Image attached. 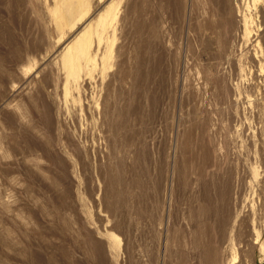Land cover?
Instances as JSON below:
<instances>
[{
	"label": "rangeland",
	"instance_id": "374dc122",
	"mask_svg": "<svg viewBox=\"0 0 264 264\" xmlns=\"http://www.w3.org/2000/svg\"><path fill=\"white\" fill-rule=\"evenodd\" d=\"M86 1L89 15L60 40L58 0H0V105H11L0 112V193L16 201L11 212L0 208V264H98L96 235L108 264H259L264 41L250 53L253 32L217 40L204 0H117L112 27L93 39L94 63L66 100L61 48L113 0ZM252 7L243 11L254 17ZM38 142L55 149L53 159ZM24 158L44 169L38 178ZM240 173L242 210L222 238L206 188L214 179L234 185ZM203 220L210 230L198 238ZM248 225L263 237L246 242Z\"/></svg>",
	"mask_w": 264,
	"mask_h": 264
},
{
	"label": "bare ground",
	"instance_id": "6f19581e",
	"mask_svg": "<svg viewBox=\"0 0 264 264\" xmlns=\"http://www.w3.org/2000/svg\"><path fill=\"white\" fill-rule=\"evenodd\" d=\"M116 1L117 0L110 1V3L106 6H104V8L102 10H100L97 14L92 16L88 20V22H85L84 24H82L83 26L82 27L80 26L76 30V32L74 34H72V36H70L67 39V41L65 40L66 41L65 45L63 46V48H61L62 50L60 52V55H61L60 58H62L61 63H63V68L65 69V72H66V83H65V88H64L66 100L69 99V96L72 95L75 88H77L78 74L81 70H83L84 64L90 65V64L94 63L100 47L97 50H95V52L92 51L93 39L95 38V35L98 36L100 33L105 32V30H108L109 27H112V24H110V21H111L110 18L114 19L117 16V12H116L117 6L116 5L118 2H116ZM243 1H245V0H204V6L202 9H203V13L206 16V18L208 20H210L209 29H211V30L214 29V31L219 32L217 40L218 39H221V40L229 39V40H233L234 43H237L238 42L237 40L239 38L242 37V39L244 40V38L247 36V34L250 35L253 32L255 36L252 37L251 40H249L248 42H245V44L248 45L249 51L251 53V52H253L254 48L259 44L260 41H264V0H252L251 1L253 3V5L255 7H257V9H258V13L255 14L254 17H252L251 15H248L247 12L243 11L244 7L249 8V7H252L253 5L251 3L248 4L249 0H247V3L245 2L246 5H243ZM237 6H238V8H237ZM89 12H90V9H89V6H88L86 0H58L57 11H56V15H57L56 23H57V26L63 32L62 33L63 35L61 36L60 40L64 39L65 35L68 32H71L72 30L76 29L78 24L82 23L84 21V19L89 15ZM186 19H188V18H186ZM254 26L256 27L255 28L256 32H254V28H252ZM67 28L69 29V31H67ZM241 33H242V35H241ZM208 39L213 41V39L210 35L208 36ZM102 41H103V38L100 42H102ZM107 58H108V55L102 56L101 60H102L103 66H105V64L107 65ZM63 68L61 67L62 70H63ZM12 85H13V83H12ZM12 88H13V86H12ZM12 91H13V89H10L8 91V94L6 96L8 99L14 95L12 93ZM8 106H11V105H9L7 103H5L4 105H0V112H2ZM8 108L10 109V107H8ZM96 114H97V110L95 111V115ZM100 114L106 120L107 111H106L105 104L103 105V108L101 107V113ZM25 118H26L25 116L21 117V119H23V120H25ZM46 119H49V118H46ZM51 121H52V119H49L46 123L47 124L46 127L48 129H50L49 131H51V126H52ZM74 121H73L74 122L73 128L77 129L76 120L74 119ZM63 125H65V123H63ZM29 129H31V128H29ZM34 131L37 132V128H36V130L34 128ZM69 143L70 144L72 143V145H74L72 140L69 141ZM37 146L39 149L47 152V155L50 156L49 158H51V159L54 158V157H52V156H54V154L49 153L50 150H51V152H55L54 151L55 149L53 147L49 148V147H47L46 144H42V142H38ZM0 148H4V144L1 140V138H0ZM0 151H1L0 153L2 154L3 158L7 157V155L5 154V152H6L5 150L0 149ZM4 164H5V168L10 167L7 164V162H4ZM21 164H24L25 169L31 175H33L35 177L40 176L44 171V169H42V168H36L35 169L31 164H28V161L26 160V158L23 159ZM2 174H3V172H2ZM244 185H245V173H240V175H238V177L236 178V183L234 185H232L230 182H228L227 184H222V183H220L219 180L214 179L212 184L206 188L207 200H208L210 207H211L210 212H209V218L211 221L210 220L209 221L212 222V225H214L219 230V234L222 238L225 237L227 222H229L228 225L229 224L231 225V223L233 221H235V219L239 216L240 210H242L241 209V204L243 203L242 189H243ZM7 196H8V194L6 193V191H4L2 194L0 193V208L6 212H11L12 203H15L16 201H15V199L7 198ZM243 197H245V195ZM213 198H216L215 199L216 205H214L215 203L213 201L214 200ZM231 201H232V207L234 206V208H235L234 218H232V216L230 215L231 209L229 207V202H231ZM203 212H204V210L202 211V213L200 212L201 216H204ZM16 216L18 218H20L21 221H23V218L21 217L20 214H16ZM203 222H204V224L201 225L202 228L200 227L199 232L196 233L198 238L202 237V235H207L209 233V230H210V223L205 221V220H203ZM23 223L25 224L24 221H23ZM25 225H27V224H25ZM6 230H8V229H6ZM247 232H248V234H247L248 239L246 240V242L247 241L249 242V240L254 241L255 239L257 240L260 237H263L262 236V230H260L258 228L255 231L252 229L251 225L250 226L248 225ZM214 235H213V237H214ZM90 237H91V235H90ZM214 238H216V237H214ZM90 239L93 241V247H91V246L90 247L93 249V253H94L93 256H95L96 259L98 260V264H108V262H107L108 258L106 256V250H107L108 246L106 245L105 241H103L100 237H97V235H96V237L92 236V238H90ZM54 240H57V239H54ZM215 241H217V240H215ZM254 243H256V242H254ZM227 246H225V248ZM261 248H262V251L264 252V241L262 242ZM230 249H231V247H230ZM88 250H89L88 248L85 249V255H88L87 254L89 252ZM217 254H218L217 250H215V251H212V250L209 251L208 250V252H207V255L210 258L217 257ZM237 257H238V254L235 253L233 256V260L237 259ZM3 263H4V261H3Z\"/></svg>",
	"mask_w": 264,
	"mask_h": 264
},
{
	"label": "crops",
	"instance_id": "0c3cea01",
	"mask_svg": "<svg viewBox=\"0 0 264 264\" xmlns=\"http://www.w3.org/2000/svg\"><path fill=\"white\" fill-rule=\"evenodd\" d=\"M259 264H264V259H262Z\"/></svg>",
	"mask_w": 264,
	"mask_h": 264
}]
</instances>
